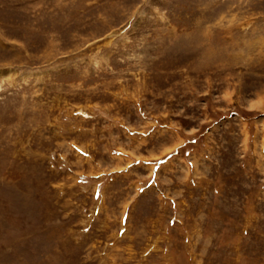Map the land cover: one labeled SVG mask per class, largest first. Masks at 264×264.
<instances>
[{
  "label": "rangeland",
  "instance_id": "1",
  "mask_svg": "<svg viewBox=\"0 0 264 264\" xmlns=\"http://www.w3.org/2000/svg\"><path fill=\"white\" fill-rule=\"evenodd\" d=\"M0 264H264V0H0Z\"/></svg>",
  "mask_w": 264,
  "mask_h": 264
}]
</instances>
